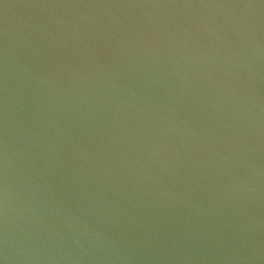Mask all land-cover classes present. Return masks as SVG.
<instances>
[{
	"label": "water",
	"instance_id": "95a60500",
	"mask_svg": "<svg viewBox=\"0 0 264 264\" xmlns=\"http://www.w3.org/2000/svg\"><path fill=\"white\" fill-rule=\"evenodd\" d=\"M3 264H264L262 0H0Z\"/></svg>",
	"mask_w": 264,
	"mask_h": 264
},
{
	"label": "clouds",
	"instance_id": "9594fccd",
	"mask_svg": "<svg viewBox=\"0 0 264 264\" xmlns=\"http://www.w3.org/2000/svg\"><path fill=\"white\" fill-rule=\"evenodd\" d=\"M0 264H3V261L2 260H0Z\"/></svg>",
	"mask_w": 264,
	"mask_h": 264
},
{
	"label": "snow or ice",
	"instance_id": "6c2138e0",
	"mask_svg": "<svg viewBox=\"0 0 264 264\" xmlns=\"http://www.w3.org/2000/svg\"><path fill=\"white\" fill-rule=\"evenodd\" d=\"M262 2H264V0H262Z\"/></svg>",
	"mask_w": 264,
	"mask_h": 264
}]
</instances>
